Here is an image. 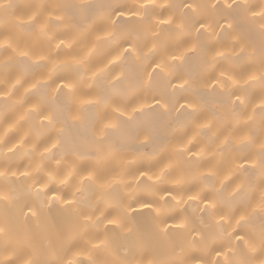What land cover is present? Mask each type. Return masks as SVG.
Listing matches in <instances>:
<instances>
[{
	"label": "snow or ice",
	"instance_id": "1",
	"mask_svg": "<svg viewBox=\"0 0 264 264\" xmlns=\"http://www.w3.org/2000/svg\"><path fill=\"white\" fill-rule=\"evenodd\" d=\"M0 24V264H264V0Z\"/></svg>",
	"mask_w": 264,
	"mask_h": 264
},
{
	"label": "bare ground",
	"instance_id": "2",
	"mask_svg": "<svg viewBox=\"0 0 264 264\" xmlns=\"http://www.w3.org/2000/svg\"><path fill=\"white\" fill-rule=\"evenodd\" d=\"M19 2L23 3L25 2V0H19ZM37 2H39V0H37ZM170 3H173V4H179V3H182L183 0H169ZM197 2L199 3H203V4H206L209 2V0H197ZM256 2H259V0H256ZM4 28V25L3 24H0V31H2ZM6 59V56L4 53L0 52V72L3 71V68H2V63L3 61ZM37 78H39V73H37ZM144 151H151V149H144ZM27 158H25L26 160Z\"/></svg>",
	"mask_w": 264,
	"mask_h": 264
}]
</instances>
